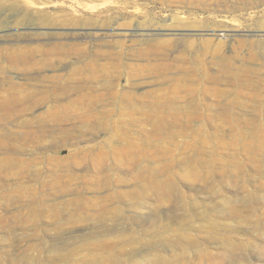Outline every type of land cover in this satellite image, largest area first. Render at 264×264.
I'll return each instance as SVG.
<instances>
[{
  "label": "rangeland",
  "instance_id": "rangeland-1",
  "mask_svg": "<svg viewBox=\"0 0 264 264\" xmlns=\"http://www.w3.org/2000/svg\"><path fill=\"white\" fill-rule=\"evenodd\" d=\"M43 1L32 9L89 17L77 0ZM132 7L98 5L93 11L119 13L101 28L13 27L2 18L0 47L6 34L83 33L74 40H126L123 61L134 66L163 61L139 56L144 42L175 41L173 60L192 40L217 82L185 70L141 71L131 83L113 80L136 106L107 102L92 120L43 122L35 115L46 112L47 99L28 119L0 120V138L12 147L0 151V264H264V46L248 44L264 40V0H133ZM206 39L213 45L203 46ZM239 41L247 44L235 58ZM217 44L231 60L220 62ZM184 75L193 79L176 84ZM44 83L30 80V91Z\"/></svg>",
  "mask_w": 264,
  "mask_h": 264
},
{
  "label": "bare ground",
  "instance_id": "bare-ground-1",
  "mask_svg": "<svg viewBox=\"0 0 264 264\" xmlns=\"http://www.w3.org/2000/svg\"><path fill=\"white\" fill-rule=\"evenodd\" d=\"M77 1L87 8L85 10L89 12V17L76 15L71 8L61 11L60 14L62 18H56L51 12L43 14L41 11H34L32 9L34 5H45L48 3L43 0H0V29L6 26L3 22L4 19L6 22L8 18H10L8 25L13 27H20L31 22L43 27H111L116 22V17L114 16L119 14L117 9H114L115 11L111 13L109 10L100 12L93 10L96 9L98 5L112 4L116 1L121 3V9H127L133 5V0ZM104 12H106L105 15L103 14ZM128 24L124 23L121 25L127 27ZM102 36L103 35L98 37ZM127 36L128 35H125V37ZM3 37L7 39L8 44L0 47V61L2 62V65L0 66V87L5 91L3 93L0 92L1 121L28 119L25 116L29 115L30 111L34 108L45 104L47 99L51 100L52 103L48 106L46 112L40 115H35V118H38L43 122L48 120L59 122L67 119L82 120L97 118L106 113L103 110H99V107L104 106L107 102L110 104L117 103L124 105L129 102L130 104L135 105L134 101L125 99L130 96V92L124 91V89H118V85L115 84L116 82L113 80H122L123 78H126L127 81L131 83L133 78L142 73L141 71L151 73L152 71L161 69L165 71L170 69V71L173 69L175 71L185 70L189 75L191 72L194 74L198 73L202 74L206 79H212L208 74L207 65L203 62V54L195 53V46L192 40V42L190 40L184 41L186 51L181 55L178 54L173 60L170 58L168 51L169 48L175 44V41L164 39L144 42L146 46H143L142 50L139 52V56L146 59L154 58L163 61L155 63L149 62L146 66H134L123 61L124 57L129 53L125 47L126 40L112 41L104 37L99 38V41L88 40L80 42L75 41L74 39L83 37V33L75 32H18L6 34ZM30 39L34 41H39L41 39L55 41L49 43L37 42L35 45L18 43L19 41H30ZM65 39L71 41H64ZM213 41L206 39L203 40L202 43L203 46L205 45L206 47H209L211 44L213 45ZM246 44L245 41L238 42V45L233 49L236 55L234 56L235 58L239 55L240 50L246 46ZM248 44L250 48H254L258 44L264 46V40L251 41ZM219 47L220 44H217L216 50L213 54L219 56L220 62L225 63L231 60L230 57L221 54ZM93 48H96V50H92ZM102 48H110L113 50L101 51L100 49ZM202 51L203 50H201V52ZM100 58H104L105 61L101 62ZM167 58L172 60L173 64H171L170 61L168 63L165 62L164 60ZM244 58L245 57H243L242 60L246 61ZM72 59L75 61H72ZM174 62H180V64H174ZM66 68H70L67 74L58 73L60 69ZM230 69L232 70L233 68ZM233 70V72H235L238 71L239 68ZM44 71H54V73L51 75H43L44 78L39 80L38 78L42 76L41 73ZM240 72L241 75H246V73L251 74L249 71L244 70H241ZM12 73L29 82L22 83L17 81ZM184 76L177 78L176 84L193 79H190L191 77L189 76ZM204 77L202 78L204 79ZM30 80L46 81L49 82V84L44 83L34 85L36 86V89L30 91V85H33L30 84ZM215 82L217 81L215 80ZM98 83H100V85H97ZM184 88L190 89L188 86ZM72 94L76 95H74V99L68 101V103L65 101V103L60 102L62 96L65 97L67 95L66 97H68V95ZM153 105L163 108L161 113L165 112V105H159L156 101L152 102V106ZM156 110L158 109H155L152 116L159 118L162 114L159 115ZM24 136L27 138L30 135ZM2 139L3 138H0V151L12 148L9 142L6 143V141H3ZM56 147L59 146L56 145Z\"/></svg>",
  "mask_w": 264,
  "mask_h": 264
}]
</instances>
